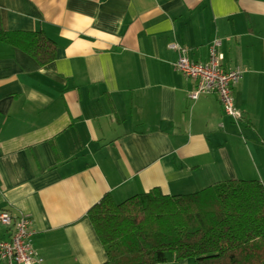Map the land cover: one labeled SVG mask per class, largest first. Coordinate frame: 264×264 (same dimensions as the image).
I'll use <instances>...</instances> for the list:
<instances>
[{"label": "crops", "instance_id": "obj_1", "mask_svg": "<svg viewBox=\"0 0 264 264\" xmlns=\"http://www.w3.org/2000/svg\"><path fill=\"white\" fill-rule=\"evenodd\" d=\"M0 30L57 46L41 65L0 41V211L28 216L40 264L106 262L88 218L106 194L264 181V0H0ZM217 39L238 122L174 65L171 43L205 63Z\"/></svg>", "mask_w": 264, "mask_h": 264}, {"label": "trees", "instance_id": "obj_2", "mask_svg": "<svg viewBox=\"0 0 264 264\" xmlns=\"http://www.w3.org/2000/svg\"><path fill=\"white\" fill-rule=\"evenodd\" d=\"M0 41L41 65L56 58L42 31H1ZM103 264H264V181L228 179L188 194L159 188L117 202L106 194L88 211Z\"/></svg>", "mask_w": 264, "mask_h": 264}, {"label": "built area", "instance_id": "obj_3", "mask_svg": "<svg viewBox=\"0 0 264 264\" xmlns=\"http://www.w3.org/2000/svg\"><path fill=\"white\" fill-rule=\"evenodd\" d=\"M221 45L222 41L219 39L213 42L209 60L205 63L191 60L186 49L178 43H171L170 48L178 52L175 68L197 82L196 87L189 93V98L197 100L203 94L216 93L225 114L238 122L241 113L235 106L233 87L242 78L243 71L223 67ZM0 224L14 226L9 239L0 237V258L6 264H40L43 261L33 247L28 216L22 215L14 221L8 211H0Z\"/></svg>", "mask_w": 264, "mask_h": 264}, {"label": "rangeland", "instance_id": "obj_4", "mask_svg": "<svg viewBox=\"0 0 264 264\" xmlns=\"http://www.w3.org/2000/svg\"><path fill=\"white\" fill-rule=\"evenodd\" d=\"M125 200V199H124ZM123 201V200H122ZM117 202H120V201H117Z\"/></svg>", "mask_w": 264, "mask_h": 264}]
</instances>
